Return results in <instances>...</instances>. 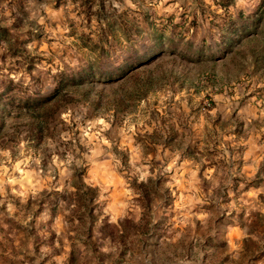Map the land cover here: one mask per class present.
<instances>
[{"label":"rangeland","instance_id":"1","mask_svg":"<svg viewBox=\"0 0 264 264\" xmlns=\"http://www.w3.org/2000/svg\"><path fill=\"white\" fill-rule=\"evenodd\" d=\"M0 264H264V0H0Z\"/></svg>","mask_w":264,"mask_h":264},{"label":"crops","instance_id":"2","mask_svg":"<svg viewBox=\"0 0 264 264\" xmlns=\"http://www.w3.org/2000/svg\"><path fill=\"white\" fill-rule=\"evenodd\" d=\"M249 151H254V149L250 148Z\"/></svg>","mask_w":264,"mask_h":264}]
</instances>
